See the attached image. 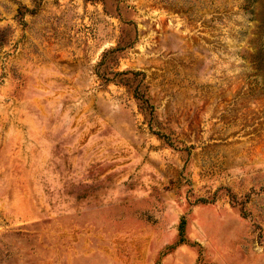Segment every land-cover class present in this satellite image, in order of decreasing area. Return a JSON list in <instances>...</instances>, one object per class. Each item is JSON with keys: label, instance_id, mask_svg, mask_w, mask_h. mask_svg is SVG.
I'll return each mask as SVG.
<instances>
[{"label": "rangeland", "instance_id": "1", "mask_svg": "<svg viewBox=\"0 0 264 264\" xmlns=\"http://www.w3.org/2000/svg\"><path fill=\"white\" fill-rule=\"evenodd\" d=\"M0 264H264V0H0Z\"/></svg>", "mask_w": 264, "mask_h": 264}]
</instances>
